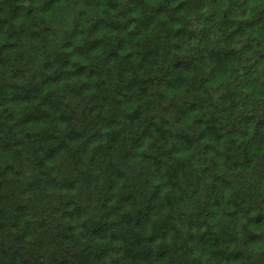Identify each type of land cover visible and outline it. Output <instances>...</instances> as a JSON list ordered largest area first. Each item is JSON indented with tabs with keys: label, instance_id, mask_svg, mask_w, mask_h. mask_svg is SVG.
Returning a JSON list of instances; mask_svg holds the SVG:
<instances>
[{
	"label": "trees",
	"instance_id": "trees-1",
	"mask_svg": "<svg viewBox=\"0 0 264 264\" xmlns=\"http://www.w3.org/2000/svg\"><path fill=\"white\" fill-rule=\"evenodd\" d=\"M0 0V264H264V0Z\"/></svg>",
	"mask_w": 264,
	"mask_h": 264
},
{
	"label": "rangeland",
	"instance_id": "rangeland-1",
	"mask_svg": "<svg viewBox=\"0 0 264 264\" xmlns=\"http://www.w3.org/2000/svg\"><path fill=\"white\" fill-rule=\"evenodd\" d=\"M247 5H248L249 7H252V8L255 7V6H257L255 0H249L248 3H247Z\"/></svg>",
	"mask_w": 264,
	"mask_h": 264
}]
</instances>
